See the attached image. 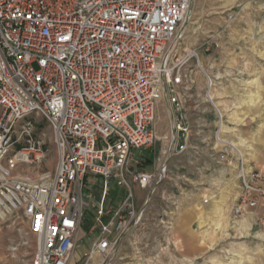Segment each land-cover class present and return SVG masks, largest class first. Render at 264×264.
<instances>
[{
  "label": "built area",
  "instance_id": "obj_1",
  "mask_svg": "<svg viewBox=\"0 0 264 264\" xmlns=\"http://www.w3.org/2000/svg\"><path fill=\"white\" fill-rule=\"evenodd\" d=\"M190 3L0 0V212L26 221L34 237L29 264H69L86 210L93 240L84 264L94 257L104 264L116 253L141 219L134 187L149 192L159 179L158 167L133 169L132 162L140 164L135 150L160 138L154 117L164 92L176 112L174 129L185 136L177 150L175 133L170 147H186L191 130L175 90L184 83L183 66L195 60L207 89L213 86L199 52L178 51ZM206 96L218 126L223 113ZM35 116L51 131L52 168L37 169L48 148L36 133ZM219 134L218 126L216 140L232 147ZM232 149L219 156L224 167L234 168L239 193L233 214L240 217L264 204V170L249 168L245 153ZM110 182L124 191L116 205L107 203Z\"/></svg>",
  "mask_w": 264,
  "mask_h": 264
},
{
  "label": "rangeland",
  "instance_id": "obj_2",
  "mask_svg": "<svg viewBox=\"0 0 264 264\" xmlns=\"http://www.w3.org/2000/svg\"><path fill=\"white\" fill-rule=\"evenodd\" d=\"M208 45L210 50L204 52L203 48ZM184 48H195L199 52L200 62L213 81L209 92L215 91L212 98L214 103L219 105L216 99L220 94L227 93L222 83L224 67L238 65L237 61L252 62L255 59H264V0H191L183 23L178 51L181 52ZM245 64L246 62H243V65ZM183 73L186 75L184 83L176 85L175 90L184 104L183 113L191 130L189 141L181 151L173 149V144L170 147L176 133L174 129L176 112L173 113L169 103L170 94L164 92L157 103L154 117V127L160 138L147 149L135 150L133 157L139 156L140 160H136L141 164L136 166L135 162H132L133 167H142L146 170L158 167V182L149 192L138 186L134 187L141 207L139 211L141 219L123 238L116 253L107 258L104 264H252L253 261L257 263L258 258L262 257L253 250L255 243H252L250 234L241 238L232 233L206 254L194 259H189L187 253L179 251L180 246L182 247L180 250L188 247V235L193 234L195 237L201 235L199 231L206 224L196 220H193V223L185 221L182 232L185 237L182 239L172 230L178 220L177 217L184 210H186L184 214L188 213L189 205L196 202L202 209L209 206V203L202 202V197H208L207 194H201L192 187L194 181L205 185L212 171H216L212 175L213 178H218L220 176L218 170L223 166L219 156L221 150L233 151L229 145L221 146L215 138L219 118L207 100L206 76L197 68L193 59L183 66ZM236 92L232 86L228 94L235 95ZM234 104L230 103V106L233 107ZM220 108L226 115L223 122L218 123L221 138L229 141L234 147H240L244 152L247 145L244 141L241 144L242 139L238 140L237 137L241 136L240 128L246 125L251 112L247 111L243 119L237 121L235 111H229L221 106ZM1 111L0 108V113ZM262 116L260 111L256 117ZM34 121L36 133L43 136L48 148L45 159L37 169L52 168L56 162V150L50 128L46 120L40 116H35ZM149 158L153 162L149 163ZM110 188L107 203L116 205L124 191L116 187L114 182H110ZM195 192H198V196L194 194ZM217 208L215 205L214 225L224 230L228 223L223 224L218 219L216 222ZM90 217V210H86L81 226L83 234L74 247L69 264L85 263L86 254L93 240V235L88 232L91 225ZM235 229L243 236L250 226L244 233L239 232L236 226ZM33 251L34 237L28 232L26 221L14 213L0 212V264H29ZM99 261L100 257H94L90 264H97Z\"/></svg>",
  "mask_w": 264,
  "mask_h": 264
},
{
  "label": "crops",
  "instance_id": "obj_3",
  "mask_svg": "<svg viewBox=\"0 0 264 264\" xmlns=\"http://www.w3.org/2000/svg\"><path fill=\"white\" fill-rule=\"evenodd\" d=\"M243 62H246V64L243 65ZM237 63L239 64L231 65V67L229 65L224 67L223 75H225L222 78V83L224 84V91L227 93L218 96L219 98L216 100L219 102V105L214 104L220 109V111H222L220 106L227 108L229 111H235L237 121L242 120L244 113L247 111L251 112L250 119L246 120V125H242L240 128L241 136L237 137L238 140L242 139L247 147L243 152L240 147L231 146L242 153H245L249 168L264 170V59H255L252 62L242 60L237 61ZM232 86H234L237 91L235 95L228 94V92L231 91ZM230 103L235 104L231 107ZM260 111L263 116L261 118L256 117L260 114ZM222 112L223 116H226L225 111ZM188 141L189 137L187 143ZM135 159L140 160L139 156H136ZM136 168L137 167L135 166L133 167V169ZM137 169L146 170L142 167ZM218 171L220 172L218 178H213L212 175L216 171H212L209 173L210 177L205 181V185H201L199 181L196 180L194 181V185H192V187L201 192V194H207V198H209L207 203H209V206H207L206 209H202L196 204V202L189 205L187 209L188 213L184 214L186 211L184 210L182 214L177 217L178 220L175 223V226L172 227V230L182 239L185 237V235L182 234L185 221L193 223V220H196L197 222H204L206 224L201 231H199L201 228L198 230L201 235L196 237L193 236V234L192 236L188 235V247L180 250V248H182L180 246L178 247L179 251L187 253L189 259H194L201 254H206V252H208L214 245L225 240L232 233H235L236 236H240L241 238L250 234L253 241L252 243H255L253 250L256 251L258 255H262L261 258H258L259 261L257 260V263L253 261L252 264H264V219L263 223L258 221L264 208V204L260 203L257 207L251 209L248 213L240 217L235 216L233 214V206L239 193V185L234 168L228 169L221 166ZM194 194L198 196V192H195ZM215 205L221 206L226 215V219L222 221L223 224H225V222L228 223L227 226L224 225V227L226 226L224 230L219 229L214 225ZM243 220L247 222L246 229L237 226V224ZM235 226L238 228L239 232L243 233L249 228V226L250 229L246 234L241 236L238 234ZM188 231L190 232V229ZM179 242L182 243V240L179 239Z\"/></svg>",
  "mask_w": 264,
  "mask_h": 264
},
{
  "label": "bare ground",
  "instance_id": "obj_4",
  "mask_svg": "<svg viewBox=\"0 0 264 264\" xmlns=\"http://www.w3.org/2000/svg\"><path fill=\"white\" fill-rule=\"evenodd\" d=\"M212 83H213V81H212ZM211 88H212V86L209 87V88L207 89V92H208V95L212 98V96H213V94L215 93V91H214V90H211V91L209 92V89H211ZM212 99H213V98H212ZM219 123H222V121L219 122ZM218 126H219V125H218ZM219 132L221 133L220 129H219ZM219 137H220V134H219ZM240 143L243 144V140L240 141ZM229 144H230V143H229ZM233 148H234V147H233ZM216 213H217V219H218V221L221 222V223H223L222 221H223L224 219H226V215H225L224 210L222 209L221 206H218V208H217V210H216ZM226 223H227V222H225V224H226ZM237 226L240 227V228L246 229V228H247V222L243 220V221H241L240 223H238Z\"/></svg>",
  "mask_w": 264,
  "mask_h": 264
},
{
  "label": "water",
  "instance_id": "obj_5",
  "mask_svg": "<svg viewBox=\"0 0 264 264\" xmlns=\"http://www.w3.org/2000/svg\"><path fill=\"white\" fill-rule=\"evenodd\" d=\"M177 137H178V141H177V150H179L181 148V146L185 145V136L182 130H178L176 133Z\"/></svg>",
  "mask_w": 264,
  "mask_h": 264
},
{
  "label": "trees",
  "instance_id": "obj_6",
  "mask_svg": "<svg viewBox=\"0 0 264 264\" xmlns=\"http://www.w3.org/2000/svg\"><path fill=\"white\" fill-rule=\"evenodd\" d=\"M148 162H149V163H151V162H152V160L149 158V159H148Z\"/></svg>",
  "mask_w": 264,
  "mask_h": 264
}]
</instances>
